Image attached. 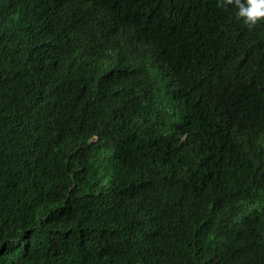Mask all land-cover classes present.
Segmentation results:
<instances>
[{
	"label": "trees",
	"instance_id": "16d2710c",
	"mask_svg": "<svg viewBox=\"0 0 264 264\" xmlns=\"http://www.w3.org/2000/svg\"><path fill=\"white\" fill-rule=\"evenodd\" d=\"M41 1L0 0V264H264V23L220 0H137L146 31L169 28L155 48L193 68L184 98L152 90L172 57L102 39L121 0H77L73 21ZM84 42L105 48L106 75ZM206 91L218 122L204 137V115L181 109ZM222 121L229 156L200 171Z\"/></svg>",
	"mask_w": 264,
	"mask_h": 264
},
{
	"label": "clouds",
	"instance_id": "9594fccd",
	"mask_svg": "<svg viewBox=\"0 0 264 264\" xmlns=\"http://www.w3.org/2000/svg\"><path fill=\"white\" fill-rule=\"evenodd\" d=\"M49 1V0H48ZM59 1L60 6H58V9L60 11L67 12L68 18L70 21L75 20L73 17V12L78 9V2L77 0H56ZM124 0H121L120 4L115 5L114 7H110L106 12H102L103 15L101 17L102 22L105 23L104 28L101 30V37L104 40L105 43H115L116 48H128L129 46L136 44L140 45L141 49H144L147 53L146 55L150 58H157L159 56H166L167 60L168 58H171L170 61V68L167 72V74L160 78L153 86V91H158L159 94H164V92H171L173 93H182L185 97H188L191 93L195 92L197 89H193L194 85H192L191 81L193 80V68L188 66L185 62L180 61L178 62L176 57L177 54V47L173 52L170 51H163V49H157L155 48V45L157 44L159 39L161 38L162 33H165L164 30L168 31V27H165L159 32H149L146 31L140 24L138 19L142 16L146 9L147 13V6L140 1L137 0H125L123 8ZM221 6H224L226 8H231L229 5H231L235 9V16L237 19H239L241 22H243L246 26L249 28H254L260 23H264V0H220ZM41 5L43 8L40 9V13H44L45 15H53L60 19H65L63 14L56 9L54 6H47L44 3V0L41 1ZM48 17V16H47ZM29 18L24 17L23 20L18 25L22 30L24 34H33L34 33V24L33 22L28 20ZM111 24V25H109ZM158 27L162 28V22H158ZM103 30L107 31V34H103ZM166 38V37H165ZM164 40V39H163ZM178 45L182 47L181 41H179ZM88 42L82 43V48L80 49V59L84 60L87 59L89 62L90 67L95 68L97 74L102 73L106 75L107 71V65H106V58L104 56V53H107L105 48L103 46V54L98 53V47L91 48L89 51H87ZM106 48L110 50H114L111 47L107 46ZM106 51V52H105ZM174 58V59H173ZM130 59V56L129 58ZM171 67H173V70H171ZM105 68V69H104ZM175 77L178 78L182 82V86L178 85L175 81ZM161 83V86H160ZM207 95V96H206ZM199 99L197 100V104L205 106H188L181 109L182 116L185 111H187V114L190 115V120L195 121L197 118L196 113H201L204 115V120L200 126L199 133L203 134L205 137L207 134V131L213 129L214 123L218 122V116L214 114V112L211 110L213 97L211 91L202 92L199 95ZM200 99H202L203 102H200ZM193 102L192 99H189V102L187 105H190ZM120 115L122 116L123 120L131 124L130 117L123 105H121ZM180 119V120H181ZM179 120L178 124L174 129H179L181 121ZM224 124V127L222 129L221 122H219V128L217 130H212L209 140H213V142L208 144V151L209 153L203 157L199 158V164L198 169L202 171L204 168V163L208 162L209 164L217 165L218 158L223 157L224 155L229 156V149L228 144L225 140L226 136V130H225V122L222 121ZM133 126V124H132ZM134 127V126H133ZM170 127V125H169ZM220 133V134H219ZM218 135V136H217ZM189 138V137H188ZM185 139L186 140L188 139ZM185 144V143H184ZM256 182V176H254L253 179V186H255ZM253 192L248 197V202L251 204H258V200L256 199L258 197V194H255ZM256 198H255V197Z\"/></svg>",
	"mask_w": 264,
	"mask_h": 264
},
{
	"label": "bare ground",
	"instance_id": "6f19581e",
	"mask_svg": "<svg viewBox=\"0 0 264 264\" xmlns=\"http://www.w3.org/2000/svg\"><path fill=\"white\" fill-rule=\"evenodd\" d=\"M16 18H18V19L20 18V13L17 15V17H16ZM46 41H47V40H46ZM48 41H49V40H48Z\"/></svg>",
	"mask_w": 264,
	"mask_h": 264
}]
</instances>
